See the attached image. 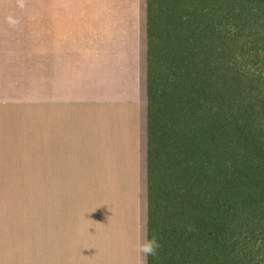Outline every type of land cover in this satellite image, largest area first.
<instances>
[{
  "label": "crops",
  "instance_id": "obj_1",
  "mask_svg": "<svg viewBox=\"0 0 264 264\" xmlns=\"http://www.w3.org/2000/svg\"><path fill=\"white\" fill-rule=\"evenodd\" d=\"M147 128L146 3L0 0V264H148Z\"/></svg>",
  "mask_w": 264,
  "mask_h": 264
},
{
  "label": "rangeland",
  "instance_id": "obj_2",
  "mask_svg": "<svg viewBox=\"0 0 264 264\" xmlns=\"http://www.w3.org/2000/svg\"><path fill=\"white\" fill-rule=\"evenodd\" d=\"M179 5L184 7V1L180 0ZM182 13L188 16L187 28L197 65L193 83L196 88L203 87L206 95L200 102L202 106L195 107L191 122L192 134L196 133L194 141L198 142L201 132L208 131L209 105L216 103L226 131L224 146L235 188L232 185L230 192L233 200L219 213L220 219L214 221L217 225L208 227L211 220L206 226L203 218L194 220L193 243L198 254L164 247L161 251L166 254L178 253V257L164 264H264V0H188ZM173 24L183 26L182 22ZM160 30L162 34L163 26ZM215 62L220 65L218 73ZM211 77L221 89L217 102L216 94L210 101ZM199 148L201 152L205 145ZM50 189L36 186V193ZM172 200L162 198L158 222L161 231L174 237L177 244L178 230L174 231V226L178 216L173 212Z\"/></svg>",
  "mask_w": 264,
  "mask_h": 264
},
{
  "label": "trees",
  "instance_id": "obj_3",
  "mask_svg": "<svg viewBox=\"0 0 264 264\" xmlns=\"http://www.w3.org/2000/svg\"><path fill=\"white\" fill-rule=\"evenodd\" d=\"M183 1L184 7H180V0H145L148 244L153 240L157 244L154 252H148V264H164L178 257L176 251L167 254L161 251L164 247L173 246L181 253L198 254L192 234L196 228L194 220L203 218L204 226L209 220L208 227L217 225L219 213L233 200L230 192L235 188L224 146L226 131L215 102L209 105L208 131L200 133L198 142L194 141L196 133L192 134L195 107L202 106L200 102L206 95L203 87L196 88L193 83L197 65L187 28L188 16L182 13L188 0ZM174 22H182L183 26H173ZM161 26L164 28L162 34ZM219 66L215 62L216 73ZM210 80L209 95L212 98L216 94L217 102L221 89L213 77ZM201 145L205 148L200 152ZM164 196L173 198V212L178 216L174 226V231L178 230L175 233L177 244L172 240L174 237L165 235L159 226L158 214H161Z\"/></svg>",
  "mask_w": 264,
  "mask_h": 264
},
{
  "label": "clouds",
  "instance_id": "obj_4",
  "mask_svg": "<svg viewBox=\"0 0 264 264\" xmlns=\"http://www.w3.org/2000/svg\"><path fill=\"white\" fill-rule=\"evenodd\" d=\"M155 247H157L156 242L153 240L151 241L146 247L143 248L144 252H154Z\"/></svg>",
  "mask_w": 264,
  "mask_h": 264
}]
</instances>
